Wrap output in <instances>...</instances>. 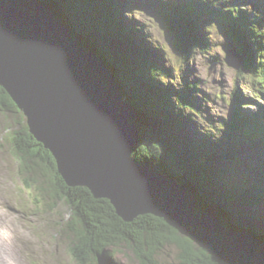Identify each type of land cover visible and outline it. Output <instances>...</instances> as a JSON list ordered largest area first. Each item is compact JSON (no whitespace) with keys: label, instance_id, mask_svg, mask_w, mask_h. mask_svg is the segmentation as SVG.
Segmentation results:
<instances>
[{"label":"trees","instance_id":"1","mask_svg":"<svg viewBox=\"0 0 264 264\" xmlns=\"http://www.w3.org/2000/svg\"><path fill=\"white\" fill-rule=\"evenodd\" d=\"M40 1L50 6L56 19L80 45L102 58L114 74L123 100L134 106L136 113L131 122L138 126V137L132 157L136 163L174 178L193 198L198 212L214 214L229 228L236 226L263 241L264 226L260 222L264 216L250 209L264 203V111L245 109L248 102L258 99L255 96L264 98V31L259 32L255 26L256 21L261 24L260 18L250 21L246 16L234 15L238 8L220 12L244 57L237 79L248 81L254 98L248 97L243 106L238 104L239 94L233 92L230 116L220 120L211 117L207 122L214 124L206 128L198 122V114L210 96H203L206 99L197 105L194 96L202 83L195 80L183 91L167 84L159 68L163 66L170 78L178 70L160 62L166 59L158 47L157 55L147 41L149 32L143 33L139 20L128 23L120 0ZM202 2L206 8L200 10L199 0L165 1L162 5L164 16H168L167 21L186 52V63L198 49L204 51L207 47V41L199 36L202 25L193 18L212 13L214 3ZM254 49L259 53L257 63L250 57ZM0 111L11 112L18 120L11 127L7 124L6 132L21 171L36 175L34 180L39 187L45 185L52 198L62 199L69 206L72 217L64 230L74 236L71 253L78 263L121 264L117 253H123L132 264H220L164 220L148 214L124 222L109 200L94 198L85 187L66 186L52 155L30 134L23 113L2 86ZM199 123L202 127L198 133L195 129L190 131V126ZM239 162L250 169L244 180L235 171ZM44 174L48 177L44 178ZM56 204L53 200L48 205L53 208ZM171 249H175V255L169 258Z\"/></svg>","mask_w":264,"mask_h":264},{"label":"water","instance_id":"2","mask_svg":"<svg viewBox=\"0 0 264 264\" xmlns=\"http://www.w3.org/2000/svg\"><path fill=\"white\" fill-rule=\"evenodd\" d=\"M235 54V57H234ZM226 63L240 69L229 49ZM0 86L69 188L107 199L124 222L153 215L220 264H264V241L200 213L179 183L136 163L135 108L102 58L82 46L40 0H0Z\"/></svg>","mask_w":264,"mask_h":264},{"label":"rangeland","instance_id":"3","mask_svg":"<svg viewBox=\"0 0 264 264\" xmlns=\"http://www.w3.org/2000/svg\"><path fill=\"white\" fill-rule=\"evenodd\" d=\"M165 1L167 0H120L122 2L121 12L130 25L134 21L140 20L138 24L141 26L143 33L149 32L146 37L147 41L150 45H153L157 55L156 48L158 47L159 54L166 59L160 60V62L174 65V70H178L173 74V78H170L166 75L167 71L160 65L159 70L166 77L167 84L170 87L183 91L188 89L189 84L195 80L202 83L199 92L194 93L196 105L198 103L202 104L203 99H206L203 96H210V99H208L209 103L204 102V105L201 106L203 111L198 114V122L206 128H211L214 123L207 122L211 117L220 120L230 116L233 92L239 94L238 104L242 103L243 106H245L243 102H246L248 97L254 98L248 81L237 79L241 68L235 69L234 66H229L224 61L226 52L236 45L233 30L228 23L223 21V18H221L223 14L221 15L220 12L226 13L230 9L238 8L236 12L233 11L234 15L246 16L248 20L252 21V19L259 18L261 14L264 19V0H211L212 4L214 3L213 12L202 16V18L200 17L199 22L202 24V28L198 30L199 36L207 41V47L204 48V51L198 49L190 56L188 63L182 61L181 51L183 45L177 38V32L174 33L173 28L164 18L162 5ZM168 1L174 2V0ZM176 1L181 3V0ZM255 26L257 29H264V21L263 27L257 21ZM176 38L178 42H176ZM244 41H247L248 44L247 37ZM258 56L259 53L254 49L250 57L253 58L255 63L259 59ZM170 72L172 73V70ZM255 97L258 99L252 101L253 105H250L252 102H248L249 105L245 109L249 111L262 109L264 111V98ZM207 112L210 115H207ZM17 121L15 114L0 111V206L8 209L13 220V229L25 234L30 241L27 240L26 243L21 245L14 238L15 249L17 253L23 254L24 259L22 261L26 264H80L71 253L74 236L64 230L66 221L68 222L72 217L69 206L62 199L52 198L47 193L48 190L45 185V188L39 187L34 180L36 175L29 176V174L22 172V167H19L20 164L13 155L14 152L11 149L12 144L9 142L6 127L7 124H10V127L13 126ZM200 123L196 127L190 126L192 128L190 131L195 129L197 130L195 132L198 133L202 127ZM134 125L138 129V126ZM185 133L189 136L192 134L187 131ZM181 134L183 135V133ZM196 136L199 135L196 134ZM239 165L238 170L235 171H237L238 178L244 180L250 169L242 162H239ZM39 172L40 170L37 174ZM47 177L48 174L46 176L44 174V178ZM261 180L262 185H264V177H261ZM53 200L57 201V204L51 208L48 204L49 201ZM5 201L8 203H5ZM3 204L5 205L3 206ZM250 210L262 217L264 216V203L251 207ZM260 223L264 226V220ZM224 226L225 228L228 227ZM236 229L235 226L228 230L236 232ZM173 250L175 251V249H171L172 254L169 258L175 255ZM117 254V259L121 261V264H132L133 261L129 260L127 255ZM165 257H168L167 253Z\"/></svg>","mask_w":264,"mask_h":264},{"label":"bare ground","instance_id":"4","mask_svg":"<svg viewBox=\"0 0 264 264\" xmlns=\"http://www.w3.org/2000/svg\"><path fill=\"white\" fill-rule=\"evenodd\" d=\"M12 224L13 220L8 209L0 206V264H26L22 261L24 259L23 254L17 253L15 249L14 238L22 245L27 242L28 237L17 229H13ZM28 242L30 241L28 240Z\"/></svg>","mask_w":264,"mask_h":264}]
</instances>
